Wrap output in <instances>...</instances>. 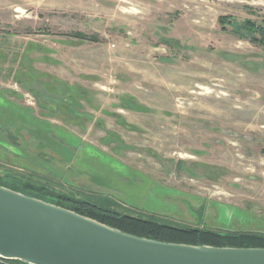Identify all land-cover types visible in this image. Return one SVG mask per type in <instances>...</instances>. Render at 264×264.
<instances>
[{
    "label": "rangeland",
    "instance_id": "374dc122",
    "mask_svg": "<svg viewBox=\"0 0 264 264\" xmlns=\"http://www.w3.org/2000/svg\"><path fill=\"white\" fill-rule=\"evenodd\" d=\"M259 27L264 0H0V176L264 234Z\"/></svg>",
    "mask_w": 264,
    "mask_h": 264
},
{
    "label": "water",
    "instance_id": "95a60500",
    "mask_svg": "<svg viewBox=\"0 0 264 264\" xmlns=\"http://www.w3.org/2000/svg\"><path fill=\"white\" fill-rule=\"evenodd\" d=\"M0 258L25 264H264V248L137 237L0 186Z\"/></svg>",
    "mask_w": 264,
    "mask_h": 264
},
{
    "label": "trees",
    "instance_id": "16d2710c",
    "mask_svg": "<svg viewBox=\"0 0 264 264\" xmlns=\"http://www.w3.org/2000/svg\"><path fill=\"white\" fill-rule=\"evenodd\" d=\"M218 21L221 29L232 26L233 21L229 16H220ZM244 29L251 40L257 42L253 33L252 22L245 21ZM245 32V33H246ZM260 42L264 39V29L258 28ZM240 36L238 32H234ZM81 39H89L83 34H75ZM0 186L34 197L47 203L60 206L82 216L91 218L109 227L122 232L161 242L180 243L188 245H206L213 247H235V248H264V234L252 232H226L221 233L210 229L177 227L158 223L154 219H144L132 215L121 214L115 211L111 201L94 196L95 202L73 198L63 194L61 191L49 190L44 183L25 180L7 173L0 176ZM0 264H25L17 260H4L0 258Z\"/></svg>",
    "mask_w": 264,
    "mask_h": 264
}]
</instances>
